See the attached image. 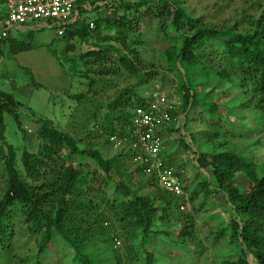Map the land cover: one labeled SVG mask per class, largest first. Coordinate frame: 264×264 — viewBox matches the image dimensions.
Returning <instances> with one entry per match:
<instances>
[{"label": "trees", "instance_id": "16d2710c", "mask_svg": "<svg viewBox=\"0 0 264 264\" xmlns=\"http://www.w3.org/2000/svg\"><path fill=\"white\" fill-rule=\"evenodd\" d=\"M144 6L148 10L134 15ZM102 7L107 10L111 6L107 2ZM102 7H96L94 11ZM121 8L123 13L113 19L98 11L91 21L95 24L92 29L84 15L68 25L62 34L64 40H68L67 49H73L70 41L75 38L87 42L92 33L98 35L96 38L99 37L100 42L94 49L80 54L81 63L90 66L82 71L84 77L89 79L92 72L109 76L124 69L129 74L135 73L140 83L146 81L134 63L137 55L129 47L128 38L142 20L152 16L157 19L158 32L169 34L175 41L162 51L165 70L179 77L176 92L180 105L177 110L170 111L171 123L179 113L186 117L197 107L213 118L208 126H217L222 116L229 114L226 105L224 112L219 110L216 102L206 101L209 91L203 90L202 86L211 82L212 77L234 89L239 103L233 108L238 112L249 107L255 112H264L263 17L255 21L250 31L240 32L230 26L198 24L179 0H139L122 3ZM103 27L114 31L113 34L100 36ZM135 42L140 44L141 40L136 37ZM8 46L13 54L33 47L32 43L23 40L9 41ZM94 81L91 79L90 82ZM32 84L41 86L34 81ZM63 93L73 100L84 99L81 93ZM144 101L145 94L126 88L106 102L96 125L105 138L104 143H108L111 135L127 134L132 108ZM18 107L19 102L13 95L0 89V138L5 144V149L0 151L5 173L0 195V264H8L13 258L11 247L18 223L30 235L36 236L37 252L32 264H41L39 256L52 244L55 236L68 245L74 264H124L116 254L107 263L96 260L97 255L91 249L102 240L119 247L120 240L112 220L118 224L125 242V264H154L155 252L149 246L161 234L174 236L182 244L195 241L197 220L192 212L179 209L178 197L139 168L132 172L141 180L134 188L130 187L131 173L126 161L130 165L133 151H120L108 157L94 144L81 145L78 139L56 127L51 120L35 119L39 123L37 150L32 152L25 148L18 158L16 149L7 143L3 134L8 114L25 139ZM96 108L100 111L102 106L96 104ZM170 126L164 129L171 130ZM180 143L188 149V145ZM219 146L222 144L213 146L210 151L197 148V177L202 178L196 183L197 177L191 180L193 188L189 192V201L193 203L202 195L199 209L213 193L222 194L233 210L235 217L230 218L228 226L220 228L217 234L227 235L228 244L235 249L234 258L220 264H250L248 254L252 255L255 264H264V171L259 173L256 162L244 159L239 153L228 149L216 151ZM82 157L93 162V170L89 163L77 160ZM110 185L113 188L108 192L106 188ZM146 189L147 192L140 193ZM184 189L187 190L186 183Z\"/></svg>", "mask_w": 264, "mask_h": 264}, {"label": "rangeland", "instance_id": "374dc122", "mask_svg": "<svg viewBox=\"0 0 264 264\" xmlns=\"http://www.w3.org/2000/svg\"><path fill=\"white\" fill-rule=\"evenodd\" d=\"M107 1L111 7L107 10L102 7L100 10L87 13V23L93 21L98 11H102L104 16L113 19L115 15L123 13L122 3H135L139 0ZM179 1L198 24L215 27L230 26L237 31L246 32L252 29L256 20L261 17L264 19V0ZM115 9L116 13H113ZM5 10V7L0 5L2 22L6 21ZM145 10H148L147 6L142 7L140 12L134 15L138 16ZM39 26L40 24H37L32 26L34 28L24 29L9 27L7 37L3 38L0 23V89L11 93L19 102L18 112L25 139H22V131L16 127V123L8 114L5 116L6 126L3 134L7 143L16 149L18 158L25 148L32 152L37 150L36 131L39 123L35 119L51 120L56 127L78 139L81 145L94 144L109 157L120 151L126 152V149L118 150L109 142L104 143L105 138L101 136L96 126L107 101L126 88L140 95L158 89L170 98L180 100L176 92L179 77L165 70L166 64L162 57V51L175 41L168 36L169 34L158 32L155 17L150 16L142 20L139 28L128 38L129 47L134 49L137 55L134 63L145 76L146 81L142 83L139 82L135 73L129 74L124 69H120L114 75L99 76L92 72L89 74V79L84 77L81 74L82 71L90 66L85 67L79 57L80 54L94 49V45L100 42L99 37L96 38L97 34L92 33V38L87 42L75 38L70 41L73 49H67L68 40H64L62 35H57L55 28ZM100 32L99 35L103 37V35L113 34L114 31H108L103 27ZM136 37L141 40L140 44L135 42ZM12 40L30 42L33 47L13 54L8 46L9 41ZM101 43L107 44L102 40ZM91 79L95 81L91 83ZM33 81L41 86L33 85ZM89 83H91L90 87ZM202 88L209 91L207 102H216L219 110L224 112L225 107H228L229 114L222 116L217 123L218 127L208 126L213 118L203 108L197 107L191 109L186 117L179 113V116L171 123L169 128L171 130L164 129L160 133L164 158L169 160V157H172L173 166L177 169L181 168L185 173L182 179L183 181L185 179L188 196L181 202L183 205L187 203L184 211L192 212L197 220V238L190 244H182L174 236L161 234L160 238L152 240L149 246V249L155 252L154 264H220L226 259L234 258L235 249L228 244L227 235L218 236L217 234L220 228L228 226L230 218L235 217L224 196L213 193L207 203H203L202 208L200 206L199 209L202 195L193 203L189 201V192L193 188L190 183L197 177L199 170L195 160L198 147L201 150L210 151L213 146L221 143L222 146H219L216 151L228 149L239 153L244 159L255 161L259 173L264 171V112H255L251 107L238 112V109L233 108L239 103L234 89L225 82H218L215 77L211 78V82L204 83ZM63 91L70 94L81 93L84 99H70ZM242 98L245 99L243 95ZM250 103L252 105V101ZM96 104L102 106L100 111L97 110ZM177 129L180 131L176 132ZM180 141L188 145V149ZM3 148L5 149V144L0 138V151ZM77 160L89 163V168L94 169L90 159L82 157ZM126 163L128 172L131 173L128 182L130 187L134 188L139 184L141 177L132 172L133 168L128 161ZM202 173L206 176L204 172ZM201 178V176L197 177L194 182ZM4 180L5 173L0 161V195L4 188ZM112 188L110 185L106 189L110 192ZM145 192L147 189L140 191V193ZM111 224L117 231L119 247H114L107 240H102L94 244L91 249L97 255L96 260L107 263L112 255L116 254L125 264L127 258L125 242L120 236L122 233L115 221L112 220ZM11 249L13 258L8 264H32L37 252L36 236L30 235L27 229L18 223L15 226ZM39 259L41 264H74L68 245L57 236L40 254ZM247 260L252 262V255L248 254Z\"/></svg>", "mask_w": 264, "mask_h": 264}, {"label": "built area", "instance_id": "2783aa9c", "mask_svg": "<svg viewBox=\"0 0 264 264\" xmlns=\"http://www.w3.org/2000/svg\"><path fill=\"white\" fill-rule=\"evenodd\" d=\"M107 0H0L5 7L6 22L3 23L1 37H7L9 27L34 28L32 26L53 27L57 35H62L66 27L96 7L107 4ZM90 28L94 25L89 23ZM180 100L170 98L155 89L145 93L142 105L132 108L127 134L111 135L109 144L118 150L133 151L130 164L139 168L144 175L152 176L166 191L176 197L186 199V192L180 179L182 169L177 170L163 157L161 131L171 124L170 111L178 109ZM129 162V161H128ZM181 210L184 206H179Z\"/></svg>", "mask_w": 264, "mask_h": 264}, {"label": "clouds", "instance_id": "9594fccd", "mask_svg": "<svg viewBox=\"0 0 264 264\" xmlns=\"http://www.w3.org/2000/svg\"><path fill=\"white\" fill-rule=\"evenodd\" d=\"M163 157H164V156H163ZM165 159H166L167 163L170 164V163H169L170 161H168L167 158H165ZM195 160H196V159H195ZM171 164H172V162H171ZM171 164H170V165H171ZM130 165H131V164H130ZM171 166H173V164H172ZM131 167H132V166H131ZM173 167H174V166H173ZM174 168H175V167H174ZM136 169H138V168H136ZM136 169H132V170L135 171ZM175 169H177V168H175ZM180 169H181V168H179V169H177V170H180ZM184 174H185V173L180 174V176H179L180 179H181V182H182V177H183ZM146 176H147V175H146ZM155 180H156V179H155ZM156 182H157V181H156ZM182 183H183V182H182ZM157 184H158V183H157ZM158 185H159V184H158ZM159 186H160V185H159ZM183 188H184V183H183ZM184 190H185V189H184ZM185 192H186V199H187V196H188L187 190H185ZM171 194H172V193H171ZM174 196H175V195H174ZM178 198H179V197H178ZM179 199H180V205L182 204V202H181L182 200H186V199H184V198H179ZM186 204H187V203H186ZM186 204L184 203V205H183V204H182V205L185 207ZM179 209H180V208H179ZM180 210H181V209H180ZM181 211H184V209L181 210ZM249 262H250V264H254L255 261H253V258H252V262H251V261H249Z\"/></svg>", "mask_w": 264, "mask_h": 264}, {"label": "crops", "instance_id": "0c3cea01", "mask_svg": "<svg viewBox=\"0 0 264 264\" xmlns=\"http://www.w3.org/2000/svg\"><path fill=\"white\" fill-rule=\"evenodd\" d=\"M5 14V13H4ZM6 20V19H5ZM6 21H4V22H2L1 21V19H0V23H1V25L3 24V23H5ZM2 27V26H1ZM17 29H20L19 27H16ZM167 156V154L165 155V157ZM168 160V159H167ZM168 161H170V162H172V157H169V160Z\"/></svg>", "mask_w": 264, "mask_h": 264}]
</instances>
